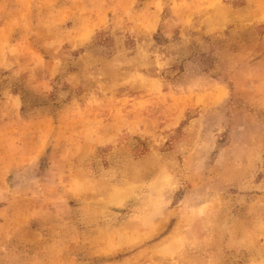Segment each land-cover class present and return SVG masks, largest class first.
I'll list each match as a JSON object with an SVG mask.
<instances>
[{
  "label": "rangeland",
  "instance_id": "374dc122",
  "mask_svg": "<svg viewBox=\"0 0 264 264\" xmlns=\"http://www.w3.org/2000/svg\"><path fill=\"white\" fill-rule=\"evenodd\" d=\"M0 264H264V0H0Z\"/></svg>",
  "mask_w": 264,
  "mask_h": 264
}]
</instances>
